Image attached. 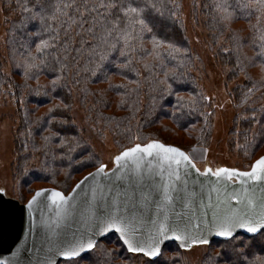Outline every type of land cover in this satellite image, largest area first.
<instances>
[{
	"label": "trees",
	"instance_id": "obj_1",
	"mask_svg": "<svg viewBox=\"0 0 264 264\" xmlns=\"http://www.w3.org/2000/svg\"><path fill=\"white\" fill-rule=\"evenodd\" d=\"M0 2L5 29L0 96L12 97L17 107L15 176L22 182L48 184L46 188L66 194V178L101 166L98 153L72 121V88L78 89L82 100L90 98V113L104 124L103 130L119 139V153L152 142L184 151L167 142L159 133L162 131H189L201 143L209 140L212 111L195 75L197 53L188 41L182 0H148L156 5L153 32L144 33L142 41L133 40L130 46L117 39L118 30L108 36L105 25L111 28L115 17L108 16L107 9L90 10L98 0ZM65 2L73 7H63ZM145 2L124 0L142 7ZM56 6L61 12L54 18ZM193 14L208 32L216 60L228 70V81L234 82L243 67L248 69V59L236 51L242 42L235 40L225 20L253 26L250 49L254 64L264 67V10L255 0H199ZM154 35L164 42L155 50ZM105 36L107 40L102 39ZM41 40H47L49 47L38 54ZM31 63L36 67L30 69ZM243 77L232 97L244 117L237 120L240 131L236 139L240 150H249L254 123H264V80L254 81L245 73ZM204 245L206 251L198 264H260L264 260V235L260 233L254 238L237 235L231 241ZM185 251L171 243L149 260L127 251L111 235L98 242L94 252L78 259L79 264H187Z\"/></svg>",
	"mask_w": 264,
	"mask_h": 264
},
{
	"label": "water",
	"instance_id": "obj_2",
	"mask_svg": "<svg viewBox=\"0 0 264 264\" xmlns=\"http://www.w3.org/2000/svg\"><path fill=\"white\" fill-rule=\"evenodd\" d=\"M140 163L143 175L141 184H137L135 179L131 184L128 179H117V176L127 175L131 169H134L135 165L130 158L128 169L117 170L114 165L111 169L105 168L104 173L93 178L92 174L97 173L98 167L85 175L89 179L80 188H77V185L84 180L85 176L66 194L55 188H42L49 194L53 191L61 192L66 199L70 198L68 205H61L58 201L53 203V200L57 198L49 195L46 199L41 198L29 209L28 202L36 191L42 189L36 190L26 203L7 199L0 193V264H59L65 261L59 242L64 237L71 238L73 234L77 238L81 234H91V222L86 219L88 213L85 211V201L91 202L95 197L97 203H103L100 200L101 191L109 197L120 193L122 200L125 197H131L134 191L137 193V200L139 192H151L152 199L155 201L162 198L164 184L172 185L174 190L170 189L173 202L170 205L169 223L173 227L179 225L181 230H184L187 225V231L194 239L203 237L208 242L226 241L223 237L215 235L219 216L225 212L235 213L245 208L246 197L254 198L253 208L258 211L257 206L261 199H264V182H252L246 178L243 179V183L229 182L226 179L218 180L214 175H203L196 168L183 167L180 169V179L177 180L175 175L169 176L168 164L162 159L144 156ZM114 172L115 175H113ZM237 194L242 203L236 202ZM144 215L145 219L138 227L143 233L140 238L147 245L151 243V237L155 232V226L151 221L163 217L162 214L157 216L154 203L145 208ZM149 216L151 220L148 219ZM179 234L180 232L169 233L170 236ZM111 235L119 240V234L112 232L103 237L96 236L94 239L98 243ZM233 235L234 237L237 235L250 237V234L240 228H236ZM119 241L127 250V245ZM171 243L184 250L197 245L192 240L182 244L179 240L167 239L160 244L161 253L165 246ZM86 254L88 253L83 255Z\"/></svg>",
	"mask_w": 264,
	"mask_h": 264
},
{
	"label": "rangeland",
	"instance_id": "obj_3",
	"mask_svg": "<svg viewBox=\"0 0 264 264\" xmlns=\"http://www.w3.org/2000/svg\"><path fill=\"white\" fill-rule=\"evenodd\" d=\"M198 2L199 0H182L181 16L186 25L189 44L192 50L197 53L195 75L212 111L210 137L206 143H201L198 139H194L196 135L189 131H162L159 133L163 138H166L167 142L180 146L186 155L193 159L196 169L202 174L206 168L212 169L213 172L218 168L248 170L250 163L259 155L264 154V123H254L248 141L250 149L240 150L239 141L236 139L239 136L237 131H240L237 120L244 117L241 116L242 108L234 103L232 95L235 86L246 78L243 77L244 73L254 81L264 80V67L254 64V56L250 49L253 26L232 20L229 24L226 20L224 21L226 26L228 25L233 31L235 40L242 42V44H238L236 51H240L241 53H239L248 59L246 61L248 69L243 67L244 71H239L234 82H230L227 78L228 70L216 60L214 49L208 39V32L198 22L200 17H198V21L196 16L193 17V9L197 7ZM4 30V17L0 2V57L4 54ZM7 74L10 76L9 71ZM77 93L78 89L72 88L73 97L70 109L72 121L79 129L80 135L88 141L92 150L98 153L101 165H107L106 170L111 169L114 166L113 160L120 151L117 144L119 139L111 135L107 129L103 130L104 124L90 113V98L82 100L80 94ZM16 111L17 107L12 97L0 96V193L7 199L26 203L33 195L34 189L46 188L50 185L26 184L15 176L17 162L14 136L18 127ZM86 174L68 179L65 177L66 193L72 189L76 180H80ZM62 178L60 177V179ZM52 179L54 180V177ZM205 251L204 244L190 247L185 251V262L198 264Z\"/></svg>",
	"mask_w": 264,
	"mask_h": 264
},
{
	"label": "snow or ice",
	"instance_id": "obj_4",
	"mask_svg": "<svg viewBox=\"0 0 264 264\" xmlns=\"http://www.w3.org/2000/svg\"><path fill=\"white\" fill-rule=\"evenodd\" d=\"M258 3L259 8L264 10V0H255ZM63 7L71 8L72 3L65 2ZM85 7H88L85 5ZM218 7L223 8L220 4ZM156 8L154 3L146 2L143 7L140 4L132 6L131 3L125 4L124 0H98V4H94L92 9L99 12V9H107L108 16L115 17V23L111 28L105 25V31L108 36H111L114 30H118V40H123L126 46H130L133 40L144 39V33H152L154 29V21L152 18V10ZM114 10V11H113ZM227 11V9H224ZM61 12L60 6H56V11L52 14L56 17V13ZM101 16L104 13H99ZM47 19V17H42ZM123 21V23H122ZM138 26V27H137ZM108 36L102 39L107 40ZM154 50L164 46V42L157 36H153ZM49 47L47 40H41V43L37 45L36 51L38 54H42L45 48ZM134 50V48H133ZM35 57H31V60H35ZM36 64L31 63L29 68H35ZM139 154V155H137ZM144 156L149 158L162 159L167 162L170 169L169 176L175 175L177 180L180 179L181 167L185 169H195L196 165L192 158L177 147L166 146L164 143L152 142L148 144H135L128 147L117 155L113 164L117 170L128 169L129 159L132 158V163L135 165L134 169L130 170V173L124 176H117L118 180L128 179L131 184L133 179L137 184H141L143 175L141 173L142 165L140 161ZM174 166V167H173ZM107 165H101L97 169V173L92 174L93 178L96 175L104 173ZM163 171V170H162ZM115 175V172L113 173ZM203 175H214L217 179H226L229 182L243 183V179L246 178L252 182H264V155L250 164V170L241 171L238 169L218 168L215 172L212 169L206 168ZM89 179L88 176L84 177V180L77 185L80 188L85 181ZM170 189L174 190V186L169 184L163 185L162 198L153 201L151 192H139V199H136L137 193L134 191L131 197H125L123 200L120 198L121 194L117 193L116 196L109 197L101 191L100 200L103 203H97L95 197L93 201H85V211L88 213L86 219L89 220L91 234H81L79 238L73 234L71 238L64 237L59 242V247L63 255V259L68 264H79V259H84V253H92L97 248V241L94 239L96 236H105L107 233H118L119 240L127 245V251L133 253H141L149 260H153L155 257L161 255L160 244L163 240L175 239L182 242L192 240L194 244H207L206 238L200 237L194 239L192 234L187 231V225L185 229L181 230L179 225L173 227L169 223V212L171 211L170 205L173 202V197L170 195ZM75 191V190H74ZM57 198L53 200V203L59 202L61 205H68L69 199H66L59 191H53L50 194L46 189L36 191L32 196V199L28 202L27 207L32 208L33 204L41 200V198H48V196ZM247 205L245 208L238 212H225L219 216L217 223V230L215 235L223 237L225 240L231 241L234 239V230L240 228L250 234V238H254L257 233L264 235V199H261L258 207V211L253 208L254 198L246 197ZM237 203H242V200L237 194ZM155 204L156 213L159 217L162 214V219L152 220L151 222L155 226V232L151 237V243L145 245L140 237L143 233L138 227L143 223L145 219L144 210L150 204ZM179 215V214H177ZM151 220V217H148ZM170 232H180L179 235L170 236ZM79 258V259H78ZM107 264V261L105 262ZM260 264H264V260L260 261Z\"/></svg>",
	"mask_w": 264,
	"mask_h": 264
}]
</instances>
